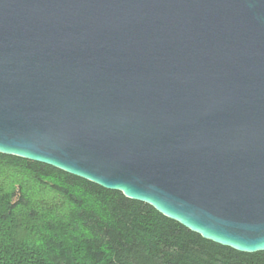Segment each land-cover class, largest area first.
<instances>
[{
  "label": "water",
  "instance_id": "obj_1",
  "mask_svg": "<svg viewBox=\"0 0 264 264\" xmlns=\"http://www.w3.org/2000/svg\"><path fill=\"white\" fill-rule=\"evenodd\" d=\"M0 154L264 251V0H0Z\"/></svg>",
  "mask_w": 264,
  "mask_h": 264
},
{
  "label": "trees",
  "instance_id": "obj_2",
  "mask_svg": "<svg viewBox=\"0 0 264 264\" xmlns=\"http://www.w3.org/2000/svg\"><path fill=\"white\" fill-rule=\"evenodd\" d=\"M0 264H264L151 206L0 154Z\"/></svg>",
  "mask_w": 264,
  "mask_h": 264
}]
</instances>
